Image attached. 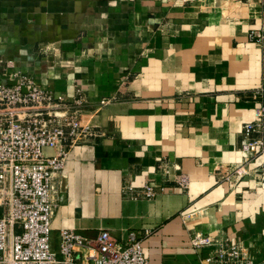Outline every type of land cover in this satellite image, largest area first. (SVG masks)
<instances>
[{
	"label": "crops",
	"instance_id": "crops-1",
	"mask_svg": "<svg viewBox=\"0 0 264 264\" xmlns=\"http://www.w3.org/2000/svg\"><path fill=\"white\" fill-rule=\"evenodd\" d=\"M16 74L82 95L93 132L52 178L55 248L60 229L134 231L149 264H206L201 233L264 264V156L221 177L243 160L242 125L264 121V0H0V84ZM148 183L151 199L123 192Z\"/></svg>",
	"mask_w": 264,
	"mask_h": 264
},
{
	"label": "built area",
	"instance_id": "built-area-1",
	"mask_svg": "<svg viewBox=\"0 0 264 264\" xmlns=\"http://www.w3.org/2000/svg\"><path fill=\"white\" fill-rule=\"evenodd\" d=\"M256 37L249 33V40ZM15 77V84H0V264H149L134 231L119 241L106 230L88 238L60 229L57 247L53 246V175L64 169L69 148L93 132L79 118L85 107L82 95L67 100L43 89L29 75ZM260 112L264 116V101ZM240 137L243 160L221 173L226 182L247 179L250 165L264 156V121L243 124ZM46 148L54 155L46 157ZM180 184H186L183 178ZM158 188L148 183L138 190L126 186L123 192L151 199ZM190 243L197 252L211 249L202 259L206 264H254L247 249L228 237L194 233Z\"/></svg>",
	"mask_w": 264,
	"mask_h": 264
}]
</instances>
